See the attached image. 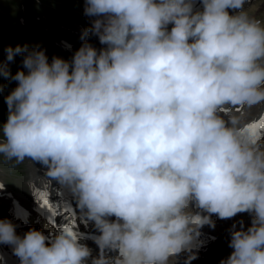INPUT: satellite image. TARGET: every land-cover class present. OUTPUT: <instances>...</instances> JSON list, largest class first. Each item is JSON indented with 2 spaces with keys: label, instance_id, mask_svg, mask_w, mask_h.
<instances>
[{
  "label": "clouds",
  "instance_id": "1",
  "mask_svg": "<svg viewBox=\"0 0 264 264\" xmlns=\"http://www.w3.org/2000/svg\"><path fill=\"white\" fill-rule=\"evenodd\" d=\"M246 2L85 0V35L105 47L51 62L7 48L27 72L11 76L0 158L41 165L36 179L68 188L99 233L93 256L70 227L21 236L0 219L20 264H176L212 215L245 212L220 264H264V113L247 120L264 104V20Z\"/></svg>",
  "mask_w": 264,
  "mask_h": 264
},
{
  "label": "rangeland",
  "instance_id": "2",
  "mask_svg": "<svg viewBox=\"0 0 264 264\" xmlns=\"http://www.w3.org/2000/svg\"><path fill=\"white\" fill-rule=\"evenodd\" d=\"M195 4L197 3L195 2L194 5ZM84 7L85 0H0V64L4 65L10 73L7 77L0 75V125L6 122L8 118L9 110L5 102V97L17 86V82L12 80L11 76L15 75V73L20 70L27 72V69L24 68L22 63L24 58L23 54H16L12 61H8L7 48L9 46L15 48L17 45H27L29 48L39 46V48L45 50L48 60L51 62L54 56L60 57L54 52L61 55L58 51V46L61 44V41H58V39L62 40L64 37L68 36L65 33L68 30H63L66 26L75 28L79 32V34H77L68 31L72 33L71 35L75 34L77 37L90 36L93 42H99L98 38L92 35L91 32L85 35L91 23L88 22L89 17L84 14ZM245 10L250 16L264 20V0H250V2L245 5ZM78 25L81 26L82 29H79ZM56 35H63V37L59 36L58 38ZM71 35L70 37L77 38L74 37L75 35ZM93 46L96 48L95 45ZM79 48L80 46H76L74 49L78 50ZM49 52L54 55H49ZM71 58L70 55L66 56L65 59L70 60ZM30 164L33 163L28 160L21 164H16L14 161L0 158L1 183L12 195L26 197L24 199L21 198L24 203H28L31 200L29 199V190L27 192V186L25 187ZM3 210L0 204L1 214L4 213L1 212ZM239 215L230 219L221 220L223 224H226V228L221 229L223 231L222 234H226V238H228L227 240L225 237L222 239L221 246L226 244L227 247L220 248L215 245L207 249V246H204L202 252L191 253L184 256L189 257L192 254L196 255L197 258L193 259L190 264H200L203 262H207V264H211L212 262L214 264L213 261H217V259H219L218 262L220 263V257H227L226 255H230L232 249L229 247V241L233 225H236L238 229L241 226V219L247 220L246 218L239 217ZM0 219L5 218L0 216ZM248 222L250 225L251 222ZM223 224L218 227H223ZM208 253L210 255L209 257H207Z\"/></svg>",
  "mask_w": 264,
  "mask_h": 264
},
{
  "label": "bare ground",
  "instance_id": "3",
  "mask_svg": "<svg viewBox=\"0 0 264 264\" xmlns=\"http://www.w3.org/2000/svg\"><path fill=\"white\" fill-rule=\"evenodd\" d=\"M199 2H200V0L196 1L197 4H195L194 6L197 7V5H199ZM201 8H202V5L197 7L195 10H200ZM229 11H232V10H229ZM90 20H92V18ZM170 27H171V25H169V28ZM63 30H65V31L68 30L72 33L79 34V32L75 28H72V27L66 26L65 28H63ZM68 31L65 32L68 36L64 37L63 39L61 38L62 40H59L58 38H59V36L63 37V35H56L58 37L57 38L58 41H61V44L58 46V51L61 53V55H68V54H71L72 52L75 53L76 49H74V45L75 44H82L85 41H88L92 45H95L98 50L105 47L104 45H101L100 42H93L92 39L90 38V36L89 37H82V36L77 37L75 34H73V35H75L74 37H77V38L70 37V35L72 33H69ZM73 35H71V36H73ZM79 46H81V45H79ZM54 53L56 55H59L56 52H54ZM254 108L255 107H253V109L249 110L248 118H247L248 121L258 120L260 118L261 114L264 113V104H261V107L259 109H254ZM44 171H45V169L39 164H30L29 165V172H28L26 186H27L28 190L30 189L29 193H31V197L33 198V200H30L28 203H24L19 198L12 196L3 187L0 188V195H1L0 204L4 209L3 211H1V212H4L3 213L4 215L0 213V216L1 217L3 216V218H5V219L11 220L16 225V231H19V232L23 231L22 234H24L25 232H27L31 228H35L37 230L44 232V234L46 236L54 235V231L52 229L47 228L46 222H44L42 220V218L40 217V212H37V211L40 209V205L42 204L40 202V194L41 193L44 194V196L47 198V200L49 202V205H51V206H55L57 204L58 199H60L61 193H60L59 186H58L59 184L56 181L53 180L51 187L48 189H45V187L42 185V183H40L36 179L37 175L38 174L43 175ZM35 188L39 189L37 191V193L35 192ZM24 198H26V197H24ZM61 198H63V197H61ZM15 206H18V207L24 209V210H22V209L20 210V216L18 218H14V216H13V209L15 208ZM28 215H31V216L34 215L35 220L30 219L28 221V226L23 227L22 223L26 220V217ZM245 217L248 218V221L250 220V222H251V216L250 215H245ZM112 219H115V218L113 217ZM216 219L219 220V218H216ZM241 221H242L243 226L245 228L250 226L249 222L247 220L241 219ZM223 222H225V221H223ZM226 223H228V222H226ZM84 224L87 227V229L95 230V227L91 222L85 220ZM222 224H223L222 221H218L216 223V225H214V227L211 224H208V226H203L199 230V234L194 236L190 250H185L176 257V264H190L193 260H191L189 262L188 257H184V256L187 254H191V253L202 252L204 250V246H207L206 247L207 249H210V248L214 247L215 245L217 247H220V248L221 247L226 248L227 247L226 244L224 246H221L222 239L224 237L226 238V234H222L223 231L221 230V229L226 228V224L224 223L223 227L219 228L220 227L219 225H222ZM227 239L228 238H226V240ZM8 247H10V245L0 244V264H20L18 257H17V259H18L17 262L12 261L13 259H16V257H13V256L8 254V252H7ZM92 253L97 254V251L93 250ZM226 258L227 257H220V260L226 259ZM200 264H207V262H203ZM211 264H213V263L211 262Z\"/></svg>",
  "mask_w": 264,
  "mask_h": 264
},
{
  "label": "snow or ice",
  "instance_id": "4",
  "mask_svg": "<svg viewBox=\"0 0 264 264\" xmlns=\"http://www.w3.org/2000/svg\"><path fill=\"white\" fill-rule=\"evenodd\" d=\"M40 202H41L42 204L49 205V202H48L47 198L44 196L43 193L40 194ZM49 207H50V206H49Z\"/></svg>",
  "mask_w": 264,
  "mask_h": 264
}]
</instances>
